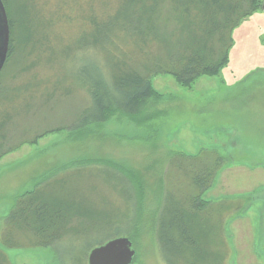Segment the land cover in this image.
I'll return each mask as SVG.
<instances>
[{"label": "rangeland", "instance_id": "374dc122", "mask_svg": "<svg viewBox=\"0 0 264 264\" xmlns=\"http://www.w3.org/2000/svg\"><path fill=\"white\" fill-rule=\"evenodd\" d=\"M2 1L12 55L0 71V254L10 264H87L92 247L127 237L133 264H165L159 220L188 209L199 192L192 175L217 163L200 198L212 202L207 216L230 205L217 238L225 258L215 242L204 261L185 252L177 264H264V0L231 30L218 74L188 86L153 76L160 96L145 100L141 115L153 117L142 122L89 121V22H110L128 0ZM44 129L55 130L29 141ZM34 205L48 226L63 211L58 240L7 220L17 207L33 216Z\"/></svg>", "mask_w": 264, "mask_h": 264}, {"label": "trees", "instance_id": "16d2710c", "mask_svg": "<svg viewBox=\"0 0 264 264\" xmlns=\"http://www.w3.org/2000/svg\"><path fill=\"white\" fill-rule=\"evenodd\" d=\"M261 3L262 0H128L126 11L119 8L113 12L110 22H89V51L93 52L89 53L91 75L86 84L89 121L104 122L114 114L136 122L152 119L153 116L141 113L146 99L160 96L151 83L158 74H171L185 86L199 76L218 74L229 60L231 30L242 18L262 9ZM134 13L136 22H132ZM8 23L10 29L9 19ZM101 38H105L104 45ZM11 55L10 47L6 63ZM21 88L25 86H14V94ZM54 130L37 132L29 141L35 142ZM216 166L217 163L214 167L203 163L192 175L199 192L190 200L188 209L173 207L167 210L168 218L159 220L158 250L165 264H177L185 252L204 261L215 242H219L216 245L225 258V239L217 238L224 232L228 218L223 212L230 205L221 201L216 207L218 213L207 216L205 209L212 202L200 198V193L212 186ZM34 207L33 216L27 215L26 207H17L7 220L19 223L17 228L29 224L33 235L44 233L49 241L58 240L67 231L63 211H53L48 226L46 218ZM37 221L43 222L40 228L36 227ZM135 258L136 255L133 261ZM0 264L10 262L0 254Z\"/></svg>", "mask_w": 264, "mask_h": 264}, {"label": "water", "instance_id": "95a60500", "mask_svg": "<svg viewBox=\"0 0 264 264\" xmlns=\"http://www.w3.org/2000/svg\"><path fill=\"white\" fill-rule=\"evenodd\" d=\"M9 25L4 4L0 0V71L8 53ZM135 250L127 237H114L91 248L87 264H131Z\"/></svg>", "mask_w": 264, "mask_h": 264}]
</instances>
